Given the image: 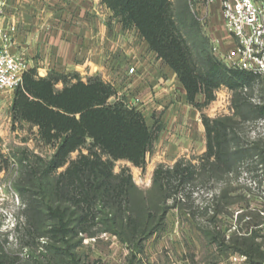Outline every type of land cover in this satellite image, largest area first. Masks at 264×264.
Here are the masks:
<instances>
[{
	"label": "trees",
	"instance_id": "obj_1",
	"mask_svg": "<svg viewBox=\"0 0 264 264\" xmlns=\"http://www.w3.org/2000/svg\"><path fill=\"white\" fill-rule=\"evenodd\" d=\"M101 1L112 11L111 19L123 29L136 28L157 58L177 73L190 104L202 109L215 99L221 86H227L234 91L236 118L203 115L206 150L195 163L180 158L171 167L159 164L153 174L157 200L140 205L132 198L136 189L132 174L126 169L115 173L114 165L125 159L144 167L163 124L156 120L149 126L143 113L98 75L84 81L77 73L49 72L42 77L35 68L27 69L14 91L13 117L37 126L44 143L56 149L49 161L39 158L45 164L43 173L25 158L27 168L18 190L23 196L24 191L45 196L48 191L42 177L66 167L52 185L60 203L45 205L50 220L45 236L51 240L46 252L24 258L22 250L12 252L0 246V264H82L75 253L81 240L73 239L82 233L94 236L95 225H102L104 231L138 251L175 206L186 209L194 221L200 216L203 223L199 222V230L222 251L245 254L246 264H264V203L255 213L239 214L237 228L227 238L220 216L229 213L225 206L231 202L226 199L235 188L227 186L219 196L213 194L202 201L197 197L201 187L241 173L247 160L246 168L253 176H264V140L249 141L242 127L247 121L264 118V97L255 104L248 90L253 91L264 77L227 67L209 52L207 39H192L197 21L189 5L176 11L172 0ZM58 82L63 83L62 88L56 87ZM199 94L204 95L203 101L197 100ZM75 151L79 155L70 159ZM34 195L24 196L27 217L41 208ZM169 200L175 206H170ZM71 207L75 209L72 212ZM31 230L36 232L33 227ZM66 258L68 262H64Z\"/></svg>",
	"mask_w": 264,
	"mask_h": 264
},
{
	"label": "rangeland",
	"instance_id": "obj_2",
	"mask_svg": "<svg viewBox=\"0 0 264 264\" xmlns=\"http://www.w3.org/2000/svg\"><path fill=\"white\" fill-rule=\"evenodd\" d=\"M172 2L176 11L189 5V12L197 21V25H193L191 38L207 39L209 52L227 67L232 68L222 57L223 51L229 45V38L222 26L219 4L208 5L206 0H172ZM114 20L116 19H109L110 27ZM217 38L220 39L221 47L214 50L213 47L218 43ZM121 53V57L116 55L115 60H111L106 66V80L119 90V95H127L130 104L143 113L149 126H153L158 120L163 124V128L154 147L146 156L144 167L122 159L115 162L114 172L119 173L122 169H126L132 174L136 187L132 191V198L137 204L145 205L148 201L154 204L157 200L156 190L153 187L155 168L159 164L171 167L180 158L197 162L198 157L206 150V132L202 116L215 118L226 115L236 118L233 107L234 91L227 86H221L216 91L215 99L199 109L190 104L187 97L178 89L169 99L161 98L158 90H154L151 84L142 90L132 89L133 80L127 73L132 61L124 52ZM159 65L161 66L162 63ZM248 90L251 92L252 102L260 104L261 98L264 97V81L255 84L253 91L250 88ZM13 97H10L9 92L0 91V246L12 252L22 250L24 258H31V255L45 253V248L51 244V240L45 236L50 227L45 205L56 206L60 203L54 194V189L52 190V185L66 166L51 171L47 177H42L48 191L45 196L34 195L33 191L30 193L24 191L26 196L34 195L37 203L41 205L34 214L28 213L27 217L25 195L23 196L18 190L25 177L23 171L27 168L24 167L25 158H29L28 162L33 166L40 167L39 171L43 173L45 167L43 162L50 160L56 146L44 143L38 134L37 126L13 117ZM197 100L203 101L204 95L199 94ZM242 127L249 141L264 140V118L247 121ZM83 151L86 152V149ZM78 155L79 151H75L70 159H75ZM39 158H42L43 162ZM247 161L242 165L241 173L219 178L211 186L201 187L198 190L197 197L202 201L203 198H209L213 194L219 196L227 186L235 188L228 192L226 199L231 202L225 206V210L229 213L220 216L224 222L227 238L237 228L239 214L255 213V210L262 209L264 203L262 198L264 176H253L252 171L246 168ZM261 180L262 185L259 187ZM34 181L36 182L37 179ZM168 204L175 206L173 200H169ZM73 210L74 207H71L70 212ZM197 220L194 221L186 209H180L178 206L169 209L158 231L144 239L143 248L138 251L136 248L132 251L115 234L104 231L105 227L102 225H95L92 228L94 236L88 237L82 233L73 239V242L81 240L79 246L75 248V253L82 264H123L122 258L128 261V264H232L231 256L234 253L222 251L210 243L198 228L199 222L203 223V219L199 216ZM32 227L36 232H32ZM120 244L126 250L129 249L128 254L125 256L121 253V256L118 254V257H113L112 247ZM68 260L69 258H66L64 262Z\"/></svg>",
	"mask_w": 264,
	"mask_h": 264
},
{
	"label": "crops",
	"instance_id": "obj_3",
	"mask_svg": "<svg viewBox=\"0 0 264 264\" xmlns=\"http://www.w3.org/2000/svg\"><path fill=\"white\" fill-rule=\"evenodd\" d=\"M111 15L101 0H6L0 22L12 34L9 51L42 77L49 72L77 73L84 81L98 75L108 82L106 66L124 52L136 67L134 74L127 72L133 80L132 89L142 90L151 84L161 98L169 99L176 89L186 96L177 73L157 58L138 30L123 29L116 20L110 27ZM62 86V82L56 85ZM2 92L14 96L13 91ZM128 250L116 245L112 256H126ZM121 262L128 264L123 258Z\"/></svg>",
	"mask_w": 264,
	"mask_h": 264
},
{
	"label": "built area",
	"instance_id": "obj_4",
	"mask_svg": "<svg viewBox=\"0 0 264 264\" xmlns=\"http://www.w3.org/2000/svg\"><path fill=\"white\" fill-rule=\"evenodd\" d=\"M208 5L219 4L224 28L231 43L222 53L226 64L264 77V0H206ZM6 0H0V18L5 11ZM217 48L221 44L217 41ZM12 34L0 22V91H13L22 84L25 61L12 54L9 47ZM136 72L134 65L128 69ZM260 103V102H259ZM264 214V212H262ZM232 264H244L247 256L234 253Z\"/></svg>",
	"mask_w": 264,
	"mask_h": 264
}]
</instances>
